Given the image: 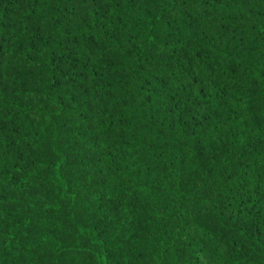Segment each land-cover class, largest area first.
Wrapping results in <instances>:
<instances>
[{
    "label": "trees",
    "instance_id": "obj_1",
    "mask_svg": "<svg viewBox=\"0 0 264 264\" xmlns=\"http://www.w3.org/2000/svg\"><path fill=\"white\" fill-rule=\"evenodd\" d=\"M132 184L106 263L264 264V0H0V264H53L45 189Z\"/></svg>",
    "mask_w": 264,
    "mask_h": 264
},
{
    "label": "rangeland",
    "instance_id": "obj_2",
    "mask_svg": "<svg viewBox=\"0 0 264 264\" xmlns=\"http://www.w3.org/2000/svg\"><path fill=\"white\" fill-rule=\"evenodd\" d=\"M49 32L51 38L60 37L59 30L52 29L49 27ZM32 71V69H31ZM120 108V107H119ZM121 110V109H120ZM61 113L60 115H62ZM115 114H120L116 112ZM164 120L174 121L172 116H165ZM146 122L149 125L154 126L156 123L155 119H147ZM147 126L145 123H139L137 127ZM42 131L44 126L41 127ZM64 129V128H63ZM66 130V129H65ZM64 140H69V136H65L61 140V144ZM72 146L70 148V153L67 156L78 157L79 153L73 151ZM60 146L52 150L53 153L48 154V157H56L54 153L59 154ZM139 153L143 157L151 155L153 152L149 147L141 145L139 147ZM87 157H90V153L87 152ZM86 168L80 167V170ZM164 169H161V172ZM68 171V170H67ZM52 172V171H50ZM62 176L68 178V175H71L72 171L66 172L62 169ZM163 176V175H161ZM55 175H48V179H54ZM157 177V176H154ZM24 178L29 181V176L24 175ZM158 182L163 183L164 178L155 179ZM139 183H142V180H139ZM121 188L114 189L106 185L104 189V199H93L87 198L85 196L80 197L74 201L71 196L64 193V189L60 188L59 194L55 193V190L45 189L40 195V201L46 203L47 210L52 216L51 224L48 226L52 231L49 232V235H54L53 241L57 248L56 254L52 256L53 264H118L115 259L110 263H106V254L109 253L108 249L111 247L120 250V247H117L115 243L109 245H104V243L114 242L111 235L115 236L117 230L125 228L128 225H131L135 221L143 223V219H148L149 212L147 204H149V194H145L143 189L138 190V184H132L131 189L135 192H123V186ZM166 193L173 195L170 186L168 183L163 185ZM113 190V192H111ZM118 191V192H115ZM86 193V192H85ZM131 207L133 214L137 219H132V212L127 210L126 207ZM141 207L140 209L138 207ZM52 220L57 224V228L52 223ZM147 224L144 223L142 230L138 231V237L141 236L139 242L142 244L148 245L147 237H145L144 229ZM37 230V229H36ZM130 236H134V231L130 232ZM115 238V237H114ZM128 248L123 249L124 255L127 252ZM54 252V249L52 250ZM101 252V253H100ZM123 255L122 264H139L135 259H130V257ZM172 257V256H170ZM170 257L165 256L162 264H176ZM38 264H47L41 261H36ZM189 264V263H186Z\"/></svg>",
    "mask_w": 264,
    "mask_h": 264
}]
</instances>
